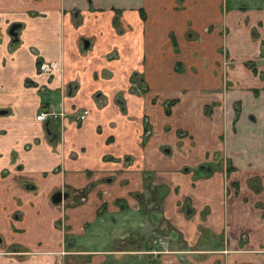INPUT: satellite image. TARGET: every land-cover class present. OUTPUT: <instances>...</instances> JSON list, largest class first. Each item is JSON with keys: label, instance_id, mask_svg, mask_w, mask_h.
<instances>
[{"label": "crops", "instance_id": "crops-1", "mask_svg": "<svg viewBox=\"0 0 264 264\" xmlns=\"http://www.w3.org/2000/svg\"><path fill=\"white\" fill-rule=\"evenodd\" d=\"M158 213L174 245L133 246ZM0 245L1 264H264V0H0Z\"/></svg>", "mask_w": 264, "mask_h": 264}, {"label": "rangeland", "instance_id": "rangeland-1", "mask_svg": "<svg viewBox=\"0 0 264 264\" xmlns=\"http://www.w3.org/2000/svg\"><path fill=\"white\" fill-rule=\"evenodd\" d=\"M123 16L125 15L127 18H131V16H130V14H129V12H124L123 14H122ZM116 20H119V16H118V14L116 13ZM120 21V20H119ZM122 26H125V27H128L129 25H127L126 23H123L122 24ZM188 36L189 35H191L190 34V32H188L187 31V33H186ZM93 39H94V37H93ZM104 40L102 41V43H101V46H102V44H104ZM112 54L113 53H115V51L114 50H111L110 51ZM221 52L222 53H224L225 52V50H221ZM113 56H115V55H113ZM172 81V80H171ZM179 81H181V83L183 82H185V83H187V82H189L190 81V79H178V80H175L174 82H176V83H180ZM184 83V84H185ZM194 83V82H193ZM185 88H188V84H187V86H186V84H185V86H184ZM42 97H44V93H42ZM171 100H173L172 101V103H174L175 102V100H174V98L173 99H171ZM171 100H169V101H171ZM167 108H169V106L167 107ZM165 112H167V113H169V110L168 111H164V113ZM167 113H165V114H167ZM144 123H145V125H147V120L146 121H144ZM178 129H181V127L180 128H178ZM146 130H148V131H150L149 130V127L148 128H146ZM177 131V130H176ZM179 131V130H178ZM185 130H184V128H182L181 129V131L180 132H184ZM186 152V151H185ZM185 152H178V153H176V155H175V157L177 158V160L178 161H184V159H182L184 156H185ZM170 160V159H169ZM221 161H222V159H221ZM170 162H172L171 160H170ZM219 163H220V160L218 161ZM213 163H215L214 161H203L201 164H204V166L205 167H207L208 166V164H213ZM221 164V163H220ZM213 165H216V163L215 164H213ZM180 171H182V170H180ZM148 177H150V176H146L145 178V184H149V179H148ZM252 180V179H251ZM147 187H149V185H146ZM175 191H177L176 189H174ZM66 193H67V198L64 200V204L66 205V206H70V205H72V199L75 197V194H73L74 193V191L73 190H64ZM84 192V189L82 190V191H79L77 194H76V196H79V195H81L82 193ZM147 192H151V189L150 188H148L147 189ZM147 192H145L144 191V193H145V195H142V197H144V200L146 199V198H152L151 197V195L150 194H148ZM143 200V199H142ZM143 200V201H144ZM62 203V204H63ZM143 207H144V210H147V209H153V210H157L158 212L159 211H161V205H160V203L158 202V201H155L154 199H152V200H149V199H146V202H145V205L143 204ZM183 207V215L186 217V218H189V219H192V214L189 212V210L186 208V206H185V204L182 206ZM181 212H182V210H181ZM15 213L17 214V216H18V214H19V211H15ZM21 214V213H20ZM20 214H19V216H20ZM159 214V213H158ZM157 217V219L155 220V225H153V224H150L151 222H145V225H143L142 227L139 225H137V226H134V224H129L130 226H134V228L135 229H137V230H135V231H133V234H135L136 235V241H133L132 242V244H133V246H138L139 244H141V243H143L145 240H147L146 242H147V244H149V240H150V238H152V237H159V238H161V239H163V237L162 236H167V237H169L168 238V240L166 241V244L168 245V247H171V245H174V242L172 243V237H170V234H169V225H170V220H165L163 217H162V215L161 214H159V215H157L156 216ZM160 219H162L161 220V223H160ZM57 222V221H56ZM55 222V223H56ZM157 223H160V224H157ZM201 222H199V224H200ZM58 224V223H57ZM60 226V225H59ZM202 225H200L199 227H201ZM170 231H173L172 229L170 230ZM131 238H134V237H131ZM218 240V238L217 239H215V241H217ZM3 241V240H2ZM163 241H165V240H163ZM2 243V242H1ZM3 244V243H2ZM1 244V245H2ZM0 245V246H1ZM154 246H155V244H153ZM14 246H15V244H13V248H14ZM3 247V246H2ZM11 247H12V245H11ZM19 254V255H18ZM18 254H15V255H18V256H24V255H27V254H22V253H18ZM15 255H12V256H15ZM0 256H1V251H0ZM67 257H65V261L68 259L69 261H72L73 262V257H72V255H66ZM79 261H81V260H78L76 263H78L79 264ZM1 262H2V259L0 260V264H1ZM73 264V263H72Z\"/></svg>", "mask_w": 264, "mask_h": 264}, {"label": "flooded vegetation", "instance_id": "flooded-vegetation-1", "mask_svg": "<svg viewBox=\"0 0 264 264\" xmlns=\"http://www.w3.org/2000/svg\"><path fill=\"white\" fill-rule=\"evenodd\" d=\"M114 12H117V11H114ZM54 61V60H53ZM42 62H47V61H41V62H37V71L39 72V73H42V74H47V73H45V72H42L40 69H39V66H40V64L42 63ZM55 62V61H54ZM55 65H56V68L55 69H53L52 70V72L53 71H55V70H57L58 69V65H57V63L55 62ZM170 100V99H169ZM169 100H167V102L165 103V106H164V111H168L169 110V108H167L168 106H171L173 103L172 102H170ZM39 110H42V111H44V112H46V113H49L50 115H48L44 120H42V121H45V127L46 126H49V122H51V121H55V120H57L58 118H61V117H64L65 116V113L64 112H62L63 110H54V109H52V108H40ZM87 110V109H86ZM81 111H79V112H75V113H73V114H71V116H72V120L74 121V122H76V123H80L81 122V120H79L78 118H77V115L80 113ZM165 113H167V112H165ZM87 114H88V110H87ZM168 114V113H167ZM145 131H147V130H145ZM147 134V133H146ZM128 160V159H127ZM214 160V159H213ZM212 159H210V161H213ZM216 161H218L217 159H216ZM211 165V164H210ZM208 166H209V164H208ZM205 167V166H201L203 169H201V170H207V169H209V167ZM57 191V190H56ZM61 192H64V191H62V190H60ZM55 192V191H54ZM53 193V192H52ZM51 193V194H52ZM66 193V192H65ZM51 196V195H50ZM67 198V193H66V197L65 198H61V200L58 202V203H52L51 201V204H53V205H58V204H62L63 202H64V200ZM118 200V199H117ZM118 202L121 204V201L120 200H118ZM104 204H100L99 206H98V208H97V210H96V212H95V214H96V216H98L99 214H102L103 212H104V209H105V206H103ZM117 206L119 207L120 205H118L117 204ZM121 206L122 207H124L122 204H121ZM120 208V207H119ZM140 208H143V207H140ZM187 208V207H186ZM120 209H125V208H120ZM97 212H99V214H97ZM57 221H59V220H57ZM59 223H60V221H59ZM57 225H59V224H57ZM63 229H61V231H62ZM163 237V239H161V238H159V237H152V238H150V240H149V250L150 249H153L154 251H152V252H154V253H159V252H163L164 251V249H166L167 248V244H166V241L168 240V238L169 237H167V236H162ZM65 239H66V237H65ZM157 240H159V241H157ZM163 240H165V241H163ZM153 244H155V246L153 245ZM153 247V248H152Z\"/></svg>", "mask_w": 264, "mask_h": 264}, {"label": "built area", "instance_id": "built-area-1", "mask_svg": "<svg viewBox=\"0 0 264 264\" xmlns=\"http://www.w3.org/2000/svg\"><path fill=\"white\" fill-rule=\"evenodd\" d=\"M56 68V65H55V62L50 60L48 62H42L39 66V69L42 71V72H45V73H48V72H51L53 69ZM48 115H50L49 113H46L42 110H39L37 112V114L35 115V119L38 120V121H42L44 120ZM87 115V110L86 109H83L78 115H77V118L79 120H83L85 118V116ZM159 241V240H157Z\"/></svg>", "mask_w": 264, "mask_h": 264}, {"label": "water", "instance_id": "water-1", "mask_svg": "<svg viewBox=\"0 0 264 264\" xmlns=\"http://www.w3.org/2000/svg\"><path fill=\"white\" fill-rule=\"evenodd\" d=\"M15 29H16V25L15 24L11 25L8 28L9 35L15 36L16 35ZM12 40L14 41V40H16V38H12ZM82 46H83V48H87L89 46V40L83 39L82 40ZM65 197H66L65 192H61L60 190H57L51 194L50 201L52 203H58L61 200V198H65Z\"/></svg>", "mask_w": 264, "mask_h": 264}, {"label": "trees", "instance_id": "trees-1", "mask_svg": "<svg viewBox=\"0 0 264 264\" xmlns=\"http://www.w3.org/2000/svg\"><path fill=\"white\" fill-rule=\"evenodd\" d=\"M115 20H116V19H115ZM172 101H173V100H171L170 102H172ZM118 203H119L118 200H116V201H115V204H118ZM118 205H120V206H119L120 208H123V207L121 206V204H118ZM97 214H99V212H97Z\"/></svg>", "mask_w": 264, "mask_h": 264}]
</instances>
